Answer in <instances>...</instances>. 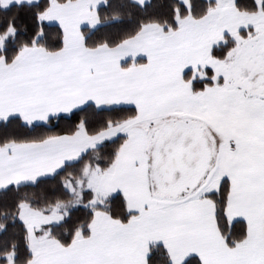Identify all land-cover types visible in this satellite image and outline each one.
<instances>
[{
	"label": "snow or ice",
	"instance_id": "1",
	"mask_svg": "<svg viewBox=\"0 0 264 264\" xmlns=\"http://www.w3.org/2000/svg\"><path fill=\"white\" fill-rule=\"evenodd\" d=\"M0 264H264V0H0Z\"/></svg>",
	"mask_w": 264,
	"mask_h": 264
}]
</instances>
